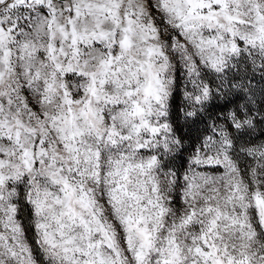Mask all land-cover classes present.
<instances>
[{
  "label": "snow or ice",
  "instance_id": "1",
  "mask_svg": "<svg viewBox=\"0 0 264 264\" xmlns=\"http://www.w3.org/2000/svg\"><path fill=\"white\" fill-rule=\"evenodd\" d=\"M0 264H264V0H0Z\"/></svg>",
  "mask_w": 264,
  "mask_h": 264
},
{
  "label": "rangeland",
  "instance_id": "2",
  "mask_svg": "<svg viewBox=\"0 0 264 264\" xmlns=\"http://www.w3.org/2000/svg\"><path fill=\"white\" fill-rule=\"evenodd\" d=\"M186 132H187V129H183L181 134L186 133ZM194 134H195V133H193V135H194ZM185 155H186V154H185Z\"/></svg>",
  "mask_w": 264,
  "mask_h": 264
}]
</instances>
